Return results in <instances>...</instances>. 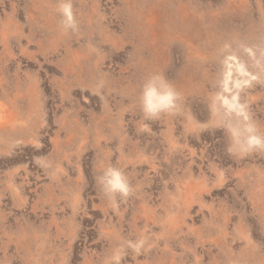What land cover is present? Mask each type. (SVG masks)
<instances>
[{"label":"rangeland","instance_id":"obj_1","mask_svg":"<svg viewBox=\"0 0 264 264\" xmlns=\"http://www.w3.org/2000/svg\"><path fill=\"white\" fill-rule=\"evenodd\" d=\"M0 264H264V0H0Z\"/></svg>","mask_w":264,"mask_h":264},{"label":"clouds","instance_id":"obj_2","mask_svg":"<svg viewBox=\"0 0 264 264\" xmlns=\"http://www.w3.org/2000/svg\"><path fill=\"white\" fill-rule=\"evenodd\" d=\"M174 92L167 85L158 87L149 82L143 90V106L147 114L155 115L170 108L174 100Z\"/></svg>","mask_w":264,"mask_h":264}]
</instances>
